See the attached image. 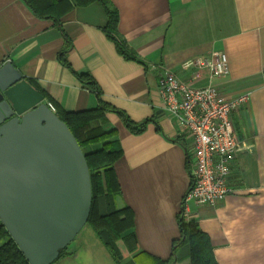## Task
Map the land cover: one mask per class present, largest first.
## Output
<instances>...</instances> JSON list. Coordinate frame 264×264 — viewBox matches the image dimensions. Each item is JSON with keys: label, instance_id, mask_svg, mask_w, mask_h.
Listing matches in <instances>:
<instances>
[{"label": "crops", "instance_id": "obj_1", "mask_svg": "<svg viewBox=\"0 0 264 264\" xmlns=\"http://www.w3.org/2000/svg\"><path fill=\"white\" fill-rule=\"evenodd\" d=\"M111 2L119 11L120 37L141 61L126 58L107 35L108 16L99 1L75 5L59 24L38 18L25 0H0V66L12 62L58 115L98 106L97 93L77 76L87 73L105 102L135 122L151 119L143 133L134 134L118 114L106 113V129H114L123 150L115 163L121 185L116 205L134 212L139 258L131 254L118 263L87 223L69 253L52 264H140L152 256L171 257L190 174L160 81L172 71L193 86L208 84L207 70L185 69L183 63L219 51L227 53L230 71L212 83L229 98H250L233 113L241 150L232 160L226 199L217 206L189 200L186 218L210 236L218 264H264V0ZM67 39L69 65L60 59ZM118 245L126 254L125 243ZM176 256L173 264H191L187 244L177 247Z\"/></svg>", "mask_w": 264, "mask_h": 264}, {"label": "water", "instance_id": "obj_2", "mask_svg": "<svg viewBox=\"0 0 264 264\" xmlns=\"http://www.w3.org/2000/svg\"><path fill=\"white\" fill-rule=\"evenodd\" d=\"M12 62L0 66V221L30 264H52L88 223L84 150Z\"/></svg>", "mask_w": 264, "mask_h": 264}, {"label": "trees", "instance_id": "obj_3", "mask_svg": "<svg viewBox=\"0 0 264 264\" xmlns=\"http://www.w3.org/2000/svg\"><path fill=\"white\" fill-rule=\"evenodd\" d=\"M99 1L105 8L108 21L105 32L117 42L119 51L128 59L141 61L138 54L129 48L118 31L119 11L111 0H25L33 13L41 19H52L61 22V17L75 5H89ZM70 40L62 50L60 59L67 65L65 53L70 49ZM77 76L97 93L99 104L93 109L76 112L60 111L59 117L71 129L82 146L91 173L92 207L88 220L114 259L120 263L127 255L135 254L137 258L139 246L135 232V217L133 210L126 206L118 209L116 196L121 193V185L115 173V163L122 157L123 150L118 139H115L114 129H106L107 112L118 114L134 134L143 133L151 119L135 122L122 109L105 102L101 97V88L95 79L87 73H77ZM100 144L99 148L86 151L91 145ZM180 238L174 241L172 255L168 259L153 257L140 264H173L176 259V249L187 244L191 264H218L214 246L210 236L205 233L194 220H186L183 210L179 215ZM123 241L128 251L124 254L118 245ZM68 247L61 256L68 254ZM143 253V252H142ZM0 264H30L22 250L14 241L6 227L0 221Z\"/></svg>", "mask_w": 264, "mask_h": 264}, {"label": "built area", "instance_id": "obj_4", "mask_svg": "<svg viewBox=\"0 0 264 264\" xmlns=\"http://www.w3.org/2000/svg\"><path fill=\"white\" fill-rule=\"evenodd\" d=\"M183 68L207 70L210 78L204 86H193L168 71L159 86L166 111L187 148L190 186L182 209L187 220L189 200L217 206L232 191V160L241 150L233 113L246 106L250 98L249 94L229 98L212 83L229 74V58L224 51L188 59ZM48 106L55 112L52 103Z\"/></svg>", "mask_w": 264, "mask_h": 264}, {"label": "rangeland", "instance_id": "obj_5", "mask_svg": "<svg viewBox=\"0 0 264 264\" xmlns=\"http://www.w3.org/2000/svg\"><path fill=\"white\" fill-rule=\"evenodd\" d=\"M92 149H94V146L92 145V146H89V147H87L85 150L86 151H90V150H92Z\"/></svg>", "mask_w": 264, "mask_h": 264}]
</instances>
